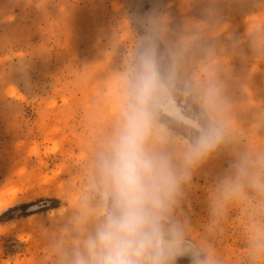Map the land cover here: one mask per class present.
Here are the masks:
<instances>
[{"label":"rangeland","instance_id":"1","mask_svg":"<svg viewBox=\"0 0 264 264\" xmlns=\"http://www.w3.org/2000/svg\"><path fill=\"white\" fill-rule=\"evenodd\" d=\"M151 36L160 53L139 54ZM145 54L192 124L161 110L157 148L179 163L205 129L201 110L225 127L183 185L186 241L214 264H264V187L251 184L264 182V0H0V264H71L100 211L98 155ZM212 84L223 103L209 113ZM242 162L241 190L225 199Z\"/></svg>","mask_w":264,"mask_h":264},{"label":"clouds","instance_id":"2","mask_svg":"<svg viewBox=\"0 0 264 264\" xmlns=\"http://www.w3.org/2000/svg\"><path fill=\"white\" fill-rule=\"evenodd\" d=\"M202 101L209 113L219 111L220 87L209 85ZM170 103L168 84L145 54L125 80L124 104L98 155L93 189L100 211L93 229L76 240L71 264H175L177 257L188 253L193 264H214L210 256L202 260L188 244L174 212L192 169L224 140L225 127L210 123L176 163L170 153L155 146L164 143L157 135L158 114L168 111ZM245 163L237 165V181L225 185V199L241 190ZM251 184L264 187L258 176ZM87 221L86 216L83 222Z\"/></svg>","mask_w":264,"mask_h":264},{"label":"trees","instance_id":"3","mask_svg":"<svg viewBox=\"0 0 264 264\" xmlns=\"http://www.w3.org/2000/svg\"><path fill=\"white\" fill-rule=\"evenodd\" d=\"M148 45L152 46L151 49L147 47ZM161 48H162V44L154 36H151L148 40L145 41L144 45L140 48L139 54L148 53L150 50H151V52H153V54H159ZM159 64H161V62ZM158 72L160 74L161 70H158ZM195 120L200 127H202V128L207 127L208 116L204 112V110H201L199 112V114L195 118ZM194 133L198 134L199 132L195 131Z\"/></svg>","mask_w":264,"mask_h":264},{"label":"bare ground","instance_id":"4","mask_svg":"<svg viewBox=\"0 0 264 264\" xmlns=\"http://www.w3.org/2000/svg\"><path fill=\"white\" fill-rule=\"evenodd\" d=\"M168 98L170 100V106H169V110L168 111H163V113L165 115H167L168 117H171V118H174V119H179L181 121H184L182 120V113L180 112L179 108L173 103V100L172 98L168 95ZM185 123L187 124H190L189 121H184ZM192 125V124H190Z\"/></svg>","mask_w":264,"mask_h":264}]
</instances>
